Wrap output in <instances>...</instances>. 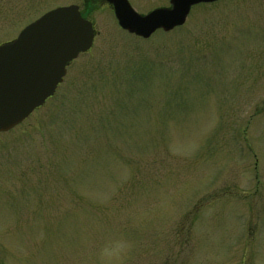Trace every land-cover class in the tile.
Masks as SVG:
<instances>
[{
	"label": "rangeland",
	"instance_id": "374dc122",
	"mask_svg": "<svg viewBox=\"0 0 264 264\" xmlns=\"http://www.w3.org/2000/svg\"><path fill=\"white\" fill-rule=\"evenodd\" d=\"M88 1L0 0V45L72 4L96 31L0 132V264H264V0L194 6L149 39Z\"/></svg>",
	"mask_w": 264,
	"mask_h": 264
},
{
	"label": "water",
	"instance_id": "95a60500",
	"mask_svg": "<svg viewBox=\"0 0 264 264\" xmlns=\"http://www.w3.org/2000/svg\"><path fill=\"white\" fill-rule=\"evenodd\" d=\"M119 26L148 39L158 30L183 26L194 6L220 0H170V7L142 15L128 0H105ZM93 23L78 6L49 11L0 45V132H7L44 105L64 81L69 63L88 52L95 40Z\"/></svg>",
	"mask_w": 264,
	"mask_h": 264
},
{
	"label": "flooded vegetation",
	"instance_id": "af4514ba",
	"mask_svg": "<svg viewBox=\"0 0 264 264\" xmlns=\"http://www.w3.org/2000/svg\"><path fill=\"white\" fill-rule=\"evenodd\" d=\"M89 1H90L92 4H94L95 1H97V3H98V2H101L102 4L106 3L107 5H109V6L112 8V6H111L110 4H108L105 0H89ZM89 1H88V3H90ZM72 5H75V4H72ZM68 6H69V5H68ZM75 6H78L79 11L81 12L82 16L84 17L81 7H80L79 5H75Z\"/></svg>",
	"mask_w": 264,
	"mask_h": 264
}]
</instances>
